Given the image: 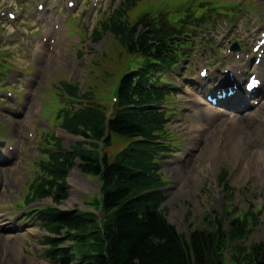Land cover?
<instances>
[{"label": "rangeland", "instance_id": "1", "mask_svg": "<svg viewBox=\"0 0 264 264\" xmlns=\"http://www.w3.org/2000/svg\"><path fill=\"white\" fill-rule=\"evenodd\" d=\"M122 1L107 0L106 4L95 11L93 17H90L89 13L85 15L87 37L95 27L109 17L113 10L117 9ZM86 2L87 0H84L83 5ZM157 2L155 5L164 2V5L173 4L176 8L181 0H158ZM256 3L264 18L263 0ZM11 5L19 6L13 0H0V15H3L2 21L6 22L4 23L6 25L2 26L7 30L4 32L6 36L4 41L7 44H11L14 38V29L7 22L6 14ZM149 7V3L146 4L141 13ZM250 9H257L256 5H251ZM136 13L137 11L132 14L135 16ZM80 22H82L81 19L71 18L66 25L67 31L70 32ZM253 31L251 24L239 27L236 25L227 30L219 28L216 38L206 37L203 43L209 45H205L206 47L201 50L203 54L197 53V48H194L189 58L183 61L177 76L171 78L175 82L177 95L174 101L170 100L174 121L169 125V129L180 143V157L184 161L177 158L178 150L176 149L172 165L164 169L171 184L167 191L168 200L163 209L180 235L188 237L197 229H210V214H214V211L222 214L224 209L232 210L233 207H236L240 214L248 211H262L257 227L251 228L252 231L244 237H234L225 244L224 256L226 258L230 255L235 256L238 261L243 257L251 256L256 245L264 244V162L259 164L257 161V153H261L264 157V125L260 122L264 120V107L261 117L241 123L239 129L227 131L226 119L233 115H227L226 118L213 122H207V117L204 115L195 120L193 112H188V108H191L188 102L190 98L181 93L183 90L192 92L194 87L192 77H196L199 67L212 65V68H215L217 66L221 59L220 55L224 54L223 48L233 35L241 38V42L249 51L251 41L247 36H253ZM200 34L205 37L203 33ZM37 36L38 34L35 35ZM115 41L111 33L104 34L98 43L90 39L79 40L75 37L68 39V42L73 43V47L62 45L48 52L44 58L32 59L24 53L21 56L14 47L6 45L0 38V61L4 64L11 63L12 68L26 74L22 76L7 72V79L12 82H10L12 84L10 95H13L17 101L21 100L22 104L16 103L13 107L9 106L8 109L13 115L8 116L1 113H6V107L0 106V120L5 123L6 140L14 146L16 140L24 141L23 152L20 153L17 150L11 156L19 155L15 164L0 163V264H51L43 254L44 233L38 220L30 219L31 212L35 211L37 206L23 208L18 203V198L26 192L31 160L37 157L36 146L42 144L41 134L44 129L57 133L66 147L85 142L81 137L64 134L60 129L50 126L52 112L48 105L50 104L51 111L60 107L56 104V98L60 101L56 91L59 83H77L82 93L90 90L96 93L95 98L98 103L109 104L110 89L106 83L102 82L109 79L101 76L104 72H107L108 76L115 74L131 60L126 51ZM202 45L201 48H203ZM79 52L83 53L82 58L78 56ZM225 62L229 64V61ZM30 67L33 70H30ZM7 69L11 68L7 67ZM0 84L6 86L1 80ZM43 105H46L44 109ZM249 124L263 128L246 129L245 127ZM28 132L33 136V145L27 140ZM236 137H241V148L234 144ZM118 138L114 136V139ZM220 144L228 147L221 148ZM122 146L121 143H115L113 148L105 150L111 160L115 158ZM5 155V147L3 148L2 145L0 159H5ZM238 156L248 161L240 163ZM221 168H226L229 172V186L232 192H226L219 183ZM67 181L70 185L69 198L61 204V209L86 212L89 211V204L96 205L100 195L97 178H88L78 169H74L70 172ZM40 205L50 206L52 203L50 200H45ZM215 219L218 220L221 217L215 215ZM224 225L227 227L228 222L225 221Z\"/></svg>", "mask_w": 264, "mask_h": 264}, {"label": "trees", "instance_id": "2", "mask_svg": "<svg viewBox=\"0 0 264 264\" xmlns=\"http://www.w3.org/2000/svg\"><path fill=\"white\" fill-rule=\"evenodd\" d=\"M118 24V23H115ZM131 54L146 59L144 66L121 82L116 114L108 120L105 113L94 105L80 107L69 114L64 127L89 140L90 149L81 145L73 152L49 157L43 164L45 180L36 190L35 197L53 196L56 201L65 199V177L79 159L81 170L102 181L103 219L96 214L68 213L54 215L49 231L64 238L49 239L47 256L60 264H264V244L256 245L251 256L241 260L224 256L225 244L234 237L240 238L251 230L245 218H235L228 231L223 221L213 220L210 229H197L188 237L176 228L158 210L164 186L154 170V156L160 147L147 142H134L113 163L95 143L104 142L110 130L128 138H150L155 130L163 128L164 116L157 108L161 95L146 90V82L156 72L155 61L168 62L176 54L173 45H167L166 35L151 31L137 34L136 28L116 33ZM76 89H74L75 91ZM95 142V143H94ZM109 146L108 140L105 141ZM66 241L73 246L62 248Z\"/></svg>", "mask_w": 264, "mask_h": 264}, {"label": "bare ground", "instance_id": "3", "mask_svg": "<svg viewBox=\"0 0 264 264\" xmlns=\"http://www.w3.org/2000/svg\"><path fill=\"white\" fill-rule=\"evenodd\" d=\"M255 116H256V114L249 115V116L245 117V119H248L249 117H255ZM241 119H243V118H240L238 121H236V120L230 121L227 124V128H230L231 126H233L232 128H235L238 125V123L241 121ZM218 144H217V146H218ZM234 144L241 148L242 147L241 137H236L235 140H234ZM228 145H229V147H231L230 144H228ZM257 156H258L257 161H258L259 164H261V162H264V157L262 156L261 153H257ZM238 161L241 163L243 161H248V160L238 156ZM244 171H245V169H244Z\"/></svg>", "mask_w": 264, "mask_h": 264}]
</instances>
